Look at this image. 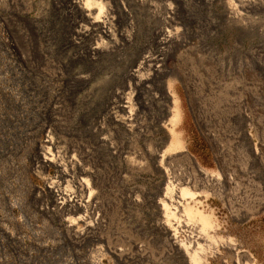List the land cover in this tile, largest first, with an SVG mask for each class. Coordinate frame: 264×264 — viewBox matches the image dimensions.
I'll use <instances>...</instances> for the list:
<instances>
[{"label":"rangeland","instance_id":"obj_1","mask_svg":"<svg viewBox=\"0 0 264 264\" xmlns=\"http://www.w3.org/2000/svg\"><path fill=\"white\" fill-rule=\"evenodd\" d=\"M67 1L0 0V264H191L160 227L167 188L212 219L191 255L200 264H264V144L254 150L264 143V0L244 30L226 22L225 0H89L112 10L110 39L75 36L85 23ZM175 29L178 40L158 44L156 34ZM100 41L106 48L92 53ZM145 57L156 76L149 64L133 75ZM168 84L186 151L170 156L165 174L170 104L155 97ZM128 94L139 113L126 127L117 95ZM47 136L66 174L44 162ZM82 168L92 175L86 212L60 209L48 184L82 198ZM179 197L170 218L188 222Z\"/></svg>","mask_w":264,"mask_h":264},{"label":"bare ground","instance_id":"obj_2","mask_svg":"<svg viewBox=\"0 0 264 264\" xmlns=\"http://www.w3.org/2000/svg\"><path fill=\"white\" fill-rule=\"evenodd\" d=\"M225 1H226V3L223 6V9H224L223 15L226 18V22L229 24H232L233 26L239 27V29L244 30V28L247 26V21H248L247 20L248 17H246L247 14L251 10H254V9L256 10V5L259 4L258 2H260L261 0H234V2H233V0L232 1L231 0H225ZM102 8H103V6H102ZM102 8L96 9L94 6H92L90 4L89 0H68L67 1V9H69L71 12H73V14L74 13L79 14L82 21L85 23V25L77 26V28H76L77 31L75 32V36H78V37L81 36L82 37L84 34H87L89 32L99 33V35L101 34L100 37L103 39L104 38L110 39L112 36H115V34H113V31L111 30L112 29V23L115 21L114 16H112V12H111L112 10L109 8L107 11H105L106 9L105 8L102 9ZM248 24H250V23H248ZM247 27L249 28L250 26H247ZM180 34H181L180 29H175L174 31H168L167 34H165V35L162 34V32H160V33L156 34L155 37L158 40L159 45H166L167 46V44H171V42L178 40L180 37ZM78 37H76V38H78ZM74 40H75V38H74ZM95 45H96L95 47L90 46L91 47L90 50L92 51V53L93 52L99 53V51L104 49V47L106 46L103 43V41H100V43L98 42V44H95ZM153 62H154L153 58L152 59H150L148 57L143 58L142 61L137 65V70L132 71L133 75H135V74L137 75V73H139V71H141V69L146 67L147 64H149V67L151 68L153 66V65H151V64H153ZM154 67L151 69L153 70V75L156 76V74H158L160 72V70H158ZM149 75H152V73ZM151 78H152V76L151 77L147 76L146 79L144 78L145 81H143V82L147 83ZM140 81H142V80L139 78V82ZM172 88H173L172 84L171 85L168 84L167 88H165V89L162 88L163 91L160 93V95L155 97L159 100L160 99H166L167 103L170 104V107H168V105H167L166 108H168L167 110H168L171 118L169 119V121L167 123H163L161 128H163L167 132H170V134H171L170 138H172V139L170 140V145L169 144L168 145H169V150L173 153H171L172 155H170L169 153L165 152L161 156L160 160L158 161L159 162L158 168L160 170H162V172H164L165 174L168 173L165 168H166V165L170 159V156H173V154H175L176 152L178 154H180V153L183 154V152L186 151V148L180 142L179 137L177 135V127L182 123L183 116H182V112H181L179 104H178L177 97L175 96V92L173 91ZM117 98H118L117 103H122V105L119 106L120 112L124 116V117L123 116L120 117V119L122 121L121 123L124 126L128 127L127 124L130 123L129 121L135 120L138 118L139 108H137L135 106V103H134L135 97L132 94L131 95L128 94V95H126L125 98L122 97L121 95H117ZM241 114H242L241 117H243L244 123L245 124L249 123L248 125H246V127L249 125L253 126V122L250 119V116L248 115L247 110L241 111ZM243 131L244 132L242 134V137H244V141H245V138H248V139L251 138L252 139V134L250 132H247L245 130H243ZM44 144L45 145L39 146V150L41 151L44 162L46 164H49V165L57 166L58 169H61L64 172L66 170L67 165L65 166L63 159L60 158V156H58L59 152H58L57 144L54 142V140L50 136H47V140ZM263 144L264 143H260V142L255 143V145H254L255 154L261 155V153L259 151L263 150ZM54 150H57L58 153H55ZM262 154H264V153H262ZM180 156H182V155H180ZM256 159L258 160L259 156H258V158L256 157ZM195 166L197 167L196 169H198L203 175L206 176V178H210L212 181L213 180L219 181L218 178H214L212 175H210V174L204 172L202 169H200L196 165V163H195ZM81 170H82V178L79 179L78 188L80 189V193L82 194V196H81L82 198H79V196H77L73 191H71L72 189L70 190L69 186H67V185H66V187L63 188V185L60 186L57 184V186H56L55 182H53V181H51L48 184L49 189L54 193V198H55V200H57V202H58L57 205L60 207V209H62V208L68 209L69 207H71V208H76L78 212H86L88 202L92 198L89 195L88 200H86L87 197H83V195L85 194V192H87L91 189V182H92L91 177H92V175L85 168H82ZM66 173L67 172L65 171V174ZM164 193H165V197L160 202V204L163 207V211H164L163 220L160 224V227H161V229H163L167 233V236H168L169 240L171 241V243L175 247H177V249L179 248L182 251L183 255H185L187 258L190 259V261H191L190 263L196 264L198 258L195 256H191V255L193 254L195 246L198 245V243H200L199 241H206V242L208 241L209 238L207 237L206 233H207V231L208 232L210 231V228H211L212 223H213L212 219L210 216L205 215L203 212H200L198 210H194L193 208H191L190 202H192L193 199H190V201L187 200L188 198H186V195L188 193H186V194L183 193L184 194V195L182 194L183 197H181V196L179 197L178 193L176 194L174 189L169 190V188H167L163 192V194ZM175 197H177V198L179 197V200H181V201L177 202V206H176L177 211L179 212V211H181V209L184 210L183 212H185V214L188 216V219H187V220H189L188 222L175 221L174 219L170 218V216H172V215L168 210V208H170L168 206V202L173 203L175 200ZM180 213H182V212H180ZM79 220L80 219H78V218H68L66 220L67 226L72 230L78 231V229H79V231H82V229L80 227H78ZM82 221L86 223L87 219L85 217L84 218L82 217ZM88 223H87V226H88ZM198 226L201 229H200V232H196V235H192V237L190 236L188 240H181L179 238L178 232L180 230H182V228L189 229V230H192V232H195V230L199 228ZM196 231H198V230H196ZM219 243H220V245H217V247H230L231 248L233 245L229 241L228 242L227 241L226 242L221 241ZM198 263L200 264V261Z\"/></svg>","mask_w":264,"mask_h":264}]
</instances>
